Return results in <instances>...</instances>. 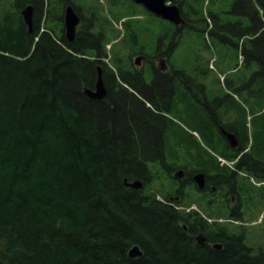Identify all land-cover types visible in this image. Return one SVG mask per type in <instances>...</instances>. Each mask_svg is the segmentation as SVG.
<instances>
[{"label": "trees", "instance_id": "obj_1", "mask_svg": "<svg viewBox=\"0 0 264 264\" xmlns=\"http://www.w3.org/2000/svg\"><path fill=\"white\" fill-rule=\"evenodd\" d=\"M29 6L34 8L31 31L22 14ZM68 6L82 20L72 42L64 28L59 34L50 26L63 24ZM221 7L240 19L220 24L210 12L204 31L214 47L234 49L236 58H244V74L228 80L229 92L216 99L228 102V116L217 121L235 135L236 148L203 111L194 120L179 112V101L189 100L184 80L158 73L148 82L144 71H133L140 43L131 21L123 23L126 37L108 50L120 36L109 21L144 14L159 28L152 34L155 52L139 53L171 56L183 43L178 29L168 46L171 23L132 0H0V264H264V250L255 254L244 233L232 234L217 220L209 221L225 207L242 219V199L232 208L223 203L208 216L181 209L193 172L183 181L180 201L147 191L157 178L150 164L164 165L171 149L188 147L190 131L202 138L204 147L198 142L197 148L236 161L235 170L217 158L203 166L236 197L253 198L248 177L264 181V0H226ZM98 66L108 90L105 100H92L84 91L94 89ZM172 158L170 176L179 159ZM137 180L142 189L125 184ZM258 191L264 202V188ZM201 234L203 245L197 243ZM134 246L143 257H129Z\"/></svg>", "mask_w": 264, "mask_h": 264}, {"label": "rangeland", "instance_id": "obj_2", "mask_svg": "<svg viewBox=\"0 0 264 264\" xmlns=\"http://www.w3.org/2000/svg\"><path fill=\"white\" fill-rule=\"evenodd\" d=\"M201 1L202 0H184V13L188 18L187 26H189V28L186 30L183 29V43L178 48H176V50L170 56V62L176 68L187 70L189 73L195 72V69H202L206 71L209 75L207 82L209 94L215 92L219 93V91L222 92V90L223 92H226L224 88L228 86L227 81H235L242 74H244V70H241V63H243L244 58L241 54L236 58V52L234 49H228L227 47H223L222 45H217L214 47L213 39L210 38V36L207 35V32L204 30L206 29V22L211 23L210 20H208L210 17V12L215 15L216 20H218L220 24H223L227 21L235 22L240 18L228 14L227 11H229V9H225L224 11H222V9H224L221 7L222 3L226 0H216L217 4L213 3V0H203L202 3ZM190 6H193V8ZM201 19H204V21H202ZM127 20L132 22L128 23V25L130 26V24H132L133 26H135L136 31L139 33L138 41L140 45H138L137 48L134 49L135 54L136 52H140V50L142 49L146 53H154L156 49V36L152 38V34L155 35L159 28V24L155 21H151L152 19L148 15L144 14H139V16L131 19L125 18L121 22L109 21L110 29L114 31L116 35L120 33V36L119 38L111 41L110 45L108 46V50L112 51L113 46L120 43V40L126 37L127 34L123 23ZM137 20H140V23H135V21ZM153 22L156 23V28ZM152 23L154 25H152ZM47 26L49 25H46L44 27ZM50 26L53 28L56 27V30L59 34L60 29L65 28L64 22L63 24L60 23L59 27L56 25ZM208 37L211 41L210 48L206 47V44H208ZM163 47H166L164 43ZM135 54L132 56L133 62L136 57H138V55ZM162 59L163 58L155 59V64L160 66ZM141 68L142 66L138 67L139 70ZM234 97L236 101L243 104V100L241 97H238L237 95H234ZM248 120H250V117H248ZM248 125H250V121H248ZM190 132L194 134V132ZM249 132L252 135L251 129L249 130ZM169 163H172V161H170ZM150 165V168L157 172V178L152 183L150 182V186L149 188H147V191L155 192L160 198H162V196L164 195V191H173L176 187V184L173 180H171L170 176L163 168L158 167L156 169L153 164ZM245 182H250V179H246ZM187 193L189 197L182 207L186 209L190 207H197L198 210H200L207 216L213 211L216 212L217 207H221L223 203L229 208L233 207V202L219 201L214 203L213 208L209 210L206 209V207L207 202L210 201L211 198L202 196L191 187L188 188ZM252 195L253 198L245 202V206L243 208L244 215L242 219L231 217V214H229V209L226 207L221 209L219 217L214 215L212 218H222L223 220L221 224L223 226H226L232 234L244 233L246 235V244L253 249V252L255 254H257L260 250H264V202L259 196L258 189L255 188V191L252 192Z\"/></svg>", "mask_w": 264, "mask_h": 264}, {"label": "flooded vegetation", "instance_id": "obj_3", "mask_svg": "<svg viewBox=\"0 0 264 264\" xmlns=\"http://www.w3.org/2000/svg\"><path fill=\"white\" fill-rule=\"evenodd\" d=\"M169 3L171 5L178 6V8L181 11L182 17L185 20V25L183 28L176 27L175 25H173L174 30L171 36H169L168 46L171 45L170 40L175 38L176 36L175 32H177V30L180 29V32L182 33L183 29L186 30V26L188 25V18L186 17V14L184 13V7H183L184 0H171ZM141 7L144 8L143 6ZM190 7L193 8V6H190ZM201 20L204 21V19H201ZM81 28H82V23H80V25L77 28L76 36L78 34V31L81 30ZM65 36H66V31H65ZM162 52H165V51H159L157 54H154L155 58L148 57L144 53H139V52L138 53L136 52V54L133 53V55L135 54L138 56H141V55L144 56V60L142 61V68L139 70L138 67L135 66V63L133 62L135 66V68H133V71H141V70L144 71L148 77V82H151L154 76H156V74L158 73L168 74L166 76H168L171 81H175L178 79L180 81L184 80L185 81L184 83L185 93L183 94H184V97L186 98L189 97V100L185 99V101H179V104H180V109H178L179 112H183L184 113L183 115L186 116L187 119L194 120L195 118L198 117V111L201 110L204 112V114H206L207 118H209L210 120L213 119L214 122L217 123V128L219 129V132H221L222 126L218 123L217 118L228 116L227 111H226L228 102H221L219 104V102L216 101L217 98H220V95L222 93L221 91H219V93L217 92L211 93V94L208 93V87H207L208 76H209L208 73L202 69L201 70L195 69L194 70L195 72L189 73L187 70L176 68L170 62V56H169L170 54H168V56L167 54L162 55ZM160 58H163L162 60H165V61L161 60L163 62L161 63L163 70H161V68L158 67L157 64H155V59H160ZM183 70L186 72V76L182 78L178 77L177 72L183 71ZM199 79L201 83L204 84V88H201L199 86V83L197 82V80L199 81ZM184 106L186 107V111L183 109ZM168 116H170V114H168ZM192 135L193 136L191 137L187 134L185 135V137L188 139V143L190 146L186 145L188 147H185L183 149L181 148L178 150L175 148L171 149L170 152L166 154L164 165L152 163L156 169L160 167L166 171L172 165L169 163L170 161H173L172 157H174L176 154L177 159L179 158L178 162H176V164L174 165L172 175L170 176L168 172L166 171L167 174L170 176L171 180H173L174 183L176 184V187L173 191H169V190L164 191V194L168 196V198L170 199H175L177 201H180L181 199L180 194H182L183 181L187 178L188 173L193 172V175H192L193 186L191 188H193L197 192L201 191L202 193L200 194L202 196H205L206 198H211L210 201L216 200L217 202L219 201L226 202L227 199H231V202H233V207L237 206V204L240 202L241 199L243 202H246V199L248 201V196L236 197L234 194H232V192H230V188L227 185L220 184L221 181L219 180L218 177H216V174L203 172L204 170L203 166L209 167L212 164H216V161H215L216 154L212 152H205L204 148L203 149L197 148L198 142L200 143L202 147H204L202 138L197 132H194V134L192 133ZM224 138L226 142L230 145L227 138L225 136ZM198 156H202L204 160L202 165L195 160V158ZM220 165L224 166V164H220ZM200 167L202 168V171H200ZM181 171H183V173ZM199 173H203L205 175L204 190H199V187L196 184V181L194 179V177ZM176 175L181 178L176 177ZM217 185L219 187H222L223 189L217 191V188H216ZM188 188L186 192L188 191ZM175 192L177 193V195L175 194Z\"/></svg>", "mask_w": 264, "mask_h": 264}, {"label": "water", "instance_id": "obj_4", "mask_svg": "<svg viewBox=\"0 0 264 264\" xmlns=\"http://www.w3.org/2000/svg\"><path fill=\"white\" fill-rule=\"evenodd\" d=\"M134 3L143 6L148 12L155 15L156 17L168 21L175 26H184L185 20L182 17L181 11L176 5H171L169 2L171 0H132ZM23 17L24 21L29 27V30L31 31L33 28V15H34V8L32 6L27 7L23 11ZM81 23L80 16L76 13L73 6H68L65 9L64 13V27L66 31V37L68 41L72 42L77 33V28ZM144 60V56H138L136 57L134 63L137 67H140L142 65V61ZM165 61V60H162ZM161 61V63H163ZM163 70L162 64L158 66ZM85 94L90 99L95 100H105L108 94V90L103 78V68L101 66H98V77L97 82L95 84L94 89L86 88ZM221 132L223 135L227 138L232 148H235L238 146L237 139L234 134L227 132L223 127H221ZM183 173V171H181ZM176 177H178L176 175ZM181 178V177H178ZM196 184L199 187V190H204L205 188V175L203 173H199L194 177ZM125 184L127 187L133 188V189H142L143 183L139 180L128 183L125 181ZM206 237L204 235H199L197 237V243L200 245L205 244ZM214 249L221 250L222 245L215 244L213 245ZM3 251V245L0 237V259ZM129 257L131 259H138L143 257V252L139 248V246H134L129 251Z\"/></svg>", "mask_w": 264, "mask_h": 264}, {"label": "crops", "instance_id": "obj_5", "mask_svg": "<svg viewBox=\"0 0 264 264\" xmlns=\"http://www.w3.org/2000/svg\"><path fill=\"white\" fill-rule=\"evenodd\" d=\"M233 71H234V70H233ZM233 85H235V83H234ZM226 89H228V90H229L228 86L226 87Z\"/></svg>", "mask_w": 264, "mask_h": 264}]
</instances>
